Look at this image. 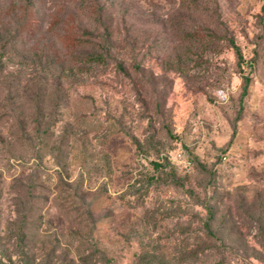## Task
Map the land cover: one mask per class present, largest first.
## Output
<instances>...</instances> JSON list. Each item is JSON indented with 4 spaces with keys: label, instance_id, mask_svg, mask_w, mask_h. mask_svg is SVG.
Returning a JSON list of instances; mask_svg holds the SVG:
<instances>
[{
    "label": "rangeland",
    "instance_id": "rangeland-1",
    "mask_svg": "<svg viewBox=\"0 0 264 264\" xmlns=\"http://www.w3.org/2000/svg\"><path fill=\"white\" fill-rule=\"evenodd\" d=\"M263 5L0 0V264H264Z\"/></svg>",
    "mask_w": 264,
    "mask_h": 264
},
{
    "label": "trees",
    "instance_id": "trees-1",
    "mask_svg": "<svg viewBox=\"0 0 264 264\" xmlns=\"http://www.w3.org/2000/svg\"><path fill=\"white\" fill-rule=\"evenodd\" d=\"M262 10H264V5L262 6ZM230 41V45L231 47L233 48V51H234V54L236 56V58L239 60L241 59V53L239 51V47L237 44H235L231 39H229ZM83 61L85 62H90V61H101L103 60V56L101 53H88V54H85L82 58H81ZM248 81H249V77L247 75H243L242 76V86H241V92L240 94L243 95L246 91V88H247V85H248ZM152 166L154 168L158 167L159 166V163L157 161H153L152 162ZM204 206V208H206V213H207V217L205 218V220L203 221V225H204V236L205 238L211 236V230L208 226V222L211 220V215L213 214L211 212V208L206 205V204H202ZM210 219V220H209Z\"/></svg>",
    "mask_w": 264,
    "mask_h": 264
}]
</instances>
